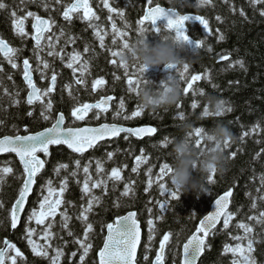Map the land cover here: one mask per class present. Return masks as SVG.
<instances>
[{"label": "trees", "instance_id": "16d2710c", "mask_svg": "<svg viewBox=\"0 0 264 264\" xmlns=\"http://www.w3.org/2000/svg\"><path fill=\"white\" fill-rule=\"evenodd\" d=\"M3 2L8 7L0 10V37L20 51L16 56V62L19 65L16 69L0 57V69H2L0 71V137L15 135L17 129L20 134H25L23 131L25 127H28L31 132L40 131L49 127L55 121L57 114L61 112L66 117L67 127L107 122L127 127L153 126L157 132L154 136L143 140L133 137L125 140L121 135L91 149L87 154L73 153L63 146L50 147L48 157H44L42 153L39 154L46 161L45 167L37 176L33 194L27 201L26 212L20 226L15 231L10 225L9 210L23 183V168L14 156L1 157L0 167H11L13 172L7 175L4 182L0 184V203L3 204L0 208V247L3 246L4 240L14 243L24 253V260L19 264H49L48 259L33 255L27 244L25 233L26 227L37 229V234L33 239L38 243H43L39 236L46 225L37 226L34 221L29 222L27 217L34 207L38 208L39 200L47 194L43 191L46 181L51 179L53 186L59 188L60 181L66 179L67 190L63 195L64 203L59 211L66 210L71 217L69 227L74 232V236H68L67 230L61 228L59 212L54 219L49 218L46 224H53L51 231L54 235L49 241L52 249L60 247L65 253L60 264H71V261L79 264L81 250L73 243V240L83 238L84 225L77 219V216L81 211V205L86 206L87 204L88 197L82 195L81 187L85 179L83 167L88 165V175L92 177V180H107V187L105 189L102 185L100 188L93 189V194L100 197L101 202L94 205L93 211L89 214V222L93 224V231L89 234L88 242L93 245V248L86 257L85 264H98L96 253L102 247L103 237L106 235V228L102 230V225L113 222L117 216L125 215L129 211L137 213V219L143 231L138 264H152L156 250L159 248V240L165 232L171 233V239L165 250V264H179L183 243L195 231L198 222L208 213L215 199L229 189L233 191L229 209L233 213V220L227 229H224L221 224L210 234L207 240L208 246L199 264H232L233 255L224 253L223 248L225 244L234 246L237 241L233 237L244 235L243 231L236 226L239 222L249 223L253 227V233L249 234L254 241L255 250L252 255L257 264H264V224L248 220L249 216H258L259 212L264 211V200L259 199L261 195H264V186L261 184V176H264V151H262L264 149V16L260 15V12L264 10V4L253 6L250 0H211L209 5L198 6L197 0H153L152 6L158 4L161 7L178 11L180 14L199 15L209 21L207 33L204 32L202 25L191 23L188 20L185 21V27L186 35L191 42L198 39L203 40L199 54L190 56L187 60L188 76L190 78L193 74L202 75L207 70L210 79L196 82L195 96L191 94L185 96L183 93L179 102L181 105L179 110L176 107L177 104L154 111L143 110L141 117L125 120L123 117L130 116L131 112L140 106V101L136 93L128 92L124 71L119 67V56L113 57L110 54V51H121L122 43L120 39H117L113 44L111 22L108 20L109 13L103 7L101 0H90V3L100 18L93 23L107 33L104 37L103 48L93 35V29L88 27L87 21L78 16H74L70 23L64 20L62 15L64 6L72 0H60L59 3L56 0H24L23 3L21 0H3ZM45 3L48 4L47 8L43 6ZM110 3L124 11L123 21L115 14H113V21L117 22L118 28L128 32L129 37L126 36L124 39L131 43L138 35L135 21L143 15L147 0H110ZM13 11L17 13V16H25L27 11H30L42 18H50L54 21L52 30L45 34L46 38L42 41V48L38 53L43 61L48 62L47 70L43 69L42 63L39 65L41 71L36 70L38 61L34 41L31 39L32 18L25 20V31L28 35L21 38L15 34L12 27L11 12ZM241 11L244 12L243 16L240 15ZM217 16L221 19L217 20ZM125 22L128 23V28L124 27ZM145 27L148 25L146 24ZM151 27L152 25L149 24L150 29ZM158 27L162 28L159 34L153 33L150 29L146 33L150 43H155L159 35L167 31L163 29L161 23ZM61 31L64 33L63 36L60 35ZM220 35H223V40L218 39ZM47 37H51L53 49L48 47ZM190 44H186L185 52H190ZM86 46L87 52L84 51ZM49 50L60 53V55L48 56ZM73 50L80 52L83 59L90 61L89 72L84 77L76 73L77 78L86 80L84 86L74 83L72 70L65 66ZM184 54L181 53V55ZM223 55H227L229 59L221 60L220 56ZM25 58L30 61L34 79L39 88L48 87L53 72L57 76L54 92L50 94V97H45V101L50 98L53 102V108L48 113L50 119L47 121L40 116L41 104L36 103L29 106L26 103L28 89L22 80V62ZM112 60H115L116 64L111 63ZM236 60H242L244 67L236 65L234 63ZM163 66L160 65L145 72V79L150 81L153 87L159 86L160 82L165 80L170 73H174V70L164 71ZM135 68L139 66L129 64L130 73ZM98 78H103L105 85L93 92L92 82ZM69 84L72 85L71 97L68 90H65V85ZM184 86L186 85L182 82V87ZM201 91L203 94H200ZM207 95L222 99L224 107L232 110L225 111L220 117L202 116L206 107L205 97ZM103 96H113L115 100L111 109L107 113H101L99 119L96 118L95 110L84 121H75L71 117L72 107L79 103L96 102ZM14 98L19 100L18 105L12 103ZM120 98L124 99L125 108L121 116L114 120L113 113ZM193 100L198 102L196 109L191 108ZM29 111L33 112L32 116L27 115ZM178 111L183 112L185 117H191L192 129L181 127L182 120L177 118ZM217 124L228 127L234 139L230 142L229 148L223 149L226 158L225 173L223 176L215 174V183L207 182L206 186L209 191L206 194L196 197L192 192L180 193L179 199H171L167 194L163 196L160 194L156 183L145 191L149 178L147 170L152 169L151 177L155 180L159 165L163 162L170 164L172 161L170 155L172 144L169 143L167 147L161 146V141L165 137L171 142L184 137L189 131L193 132L196 127L210 131ZM255 125H259V131L252 132ZM245 132L249 135L241 139ZM192 139L194 144L195 138ZM200 147H205L203 141ZM141 150H143V155L148 157L147 162L140 165L137 173H133L131 169L135 165L136 156L141 155ZM108 152L114 153L111 160L107 157ZM232 152H236L234 158L231 157ZM257 153L260 155L257 156ZM77 160L80 161L79 169L75 164ZM97 160L101 161L104 168V172L99 174L96 171ZM58 163L67 164L68 168L61 169L59 174H56L54 169ZM113 167L122 170V179L119 182L107 179ZM74 171L75 176L72 175ZM163 182L169 190L174 191L169 176L165 177ZM125 183L131 184L133 188L128 196L121 195ZM254 199L257 204L255 209L251 207ZM165 200H168L167 206L161 211L157 202ZM116 203L119 204L118 208L115 207ZM149 208L152 209L151 213L148 212ZM158 216H162L163 219L156 220ZM150 218L154 220L156 229L151 242L148 240L147 225ZM244 243L246 244L247 241L245 240ZM52 249H49V257L54 255ZM72 252H77V256L71 257ZM145 256H148V260L144 259Z\"/></svg>", "mask_w": 264, "mask_h": 264}, {"label": "snow or ice", "instance_id": "6c2138e0", "mask_svg": "<svg viewBox=\"0 0 264 264\" xmlns=\"http://www.w3.org/2000/svg\"><path fill=\"white\" fill-rule=\"evenodd\" d=\"M24 0H21L23 3ZM57 3L60 0H56ZM103 7L107 9L109 16L108 20L111 22V30L113 33V44L116 43L117 39H120L122 43V50L129 47V43L124 37L128 36L127 31H123L117 27L116 23L113 21V14L119 16L121 20H124L125 13L120 9V7L110 3V0H101ZM253 6L258 4H264V0H250ZM153 0H147V6L143 10V15L136 21L137 24V34L147 33L149 31V24L152 25L151 31L153 33L159 34L162 30L161 27L156 26V21L160 18H165L167 24L163 26V29L167 31H172L175 33L178 40H183L186 43H192L189 40L188 35L185 32V21L189 19H196L203 26L204 32L209 31V21L199 15H186L180 14L178 11L173 9H165L160 5L152 6ZM211 4V0H197L198 6H205ZM45 8L48 7V4L43 5ZM7 4L0 0V10L6 9ZM63 18L67 22H71L74 16H78L80 19L88 22V27L93 29V35L99 40L100 47H104V37L107 35L106 32H103L93 21H98L100 18L97 16L96 12L93 10L90 0H72L71 3L64 6L63 9ZM240 15L243 16L244 12L241 11ZM261 16H264V10L260 12ZM12 17V27L16 35L21 38L26 37L28 33L25 31V20L29 17L32 18L31 28L33 33L31 39L34 41V49L37 51L36 59L38 61L37 71H41L40 64L42 63L43 69L47 70L49 64L47 61H43L40 57L39 50L42 48V41L46 38L45 34L51 32L52 25L54 21L50 18L45 19L41 16L33 13L27 12L25 16H17L15 11L11 12ZM217 20L221 18L216 17ZM148 27H145V25ZM125 28H128V23L125 22ZM61 36L64 35L63 31L60 33ZM50 49L54 48V45L51 42V37H47ZM71 39V38H70ZM218 39L223 40V35H220ZM203 45V40L198 39L194 43V47L201 48ZM121 51H110L111 56L116 57L120 56ZM211 49H209L210 51ZM20 50L10 46V44L3 38H0V57L6 60L13 69L19 67L16 62L17 53ZM85 52L88 51L87 46L84 49ZM48 56L60 55L53 50L48 51ZM63 61V57L61 56ZM221 60H228L227 55L220 56ZM111 63L116 64L115 60H112ZM236 65H239L241 68L244 67L242 60H236L234 62ZM67 68L72 70L74 83L76 85L84 86L86 85V80L82 78H77L76 73H79L80 77H84L89 72L90 61L83 59L82 54L78 51L73 50L68 56V61L65 65ZM232 65H230L231 67ZM119 67L123 69L124 76L126 79V85L129 93H136L138 95L139 85L142 80H145V69L143 67L135 68L131 73L129 72V65L120 61ZM166 69H174V73L177 77L183 82L186 86L183 87V93L185 96L191 94L196 95V90L194 85L196 82L201 81L202 79H210L207 70L201 74H193L188 76L189 65H185L181 68L178 66L166 65ZM2 71V69H0ZM139 73V75H137ZM42 78H44L42 76ZM11 79V76H9ZM119 79V77H116ZM23 80L27 86L28 92L26 96V103L29 106L35 105L36 103L41 104L42 108L40 111V116L43 120L47 121L50 119L48 113L51 112L53 108V102L49 98L45 101V97H50V94L54 92L57 76L53 72L48 87L45 89L39 88L33 80V69L30 64L29 59L25 58L23 60ZM105 85V80L103 78H98L92 82V91L95 92L98 88H101ZM72 85H65V90H68L69 96H72L70 91ZM215 87V85H213ZM7 94V93H6ZM200 94H203L201 91ZM19 95L18 93L16 94ZM115 100L112 96H103L95 103H79L76 106L71 108L70 115L74 118L75 121H84L90 112H94L96 118L99 119L101 113H107ZM13 104H19L18 99H12ZM177 109L181 108L180 103L176 105ZM198 107V102L193 100L191 103V108L196 109ZM125 108V101L123 98L119 99V103L116 105V110L113 113V119L120 117ZM231 108H225L223 112L218 113L222 115L225 111L230 112ZM143 109L141 106H137L134 111L131 112V115H125L123 118L125 120H130L132 118L141 117ZM28 116H32L33 112L29 111ZM207 115V108L205 107L202 116ZM177 118L183 120L185 115L183 112H177ZM65 115L64 113L57 114L55 121L51 124L50 127H46L41 131L31 132L28 127L23 129L25 134H20L19 129H17L15 135H4L0 137V154L5 153H14L15 156L19 159L20 164L23 168V183L19 188L18 195L16 196L14 202L12 203L11 209L9 210L10 225L15 229L20 220L21 213L25 210L26 202L29 198V195L33 191V185L36 183V179L41 170L44 169L46 161L40 157L39 154H43L44 157L50 155V146H59L65 145L73 153L83 154L88 149H92L98 145V142L111 140L112 138H118L123 134V138L128 140L129 137L144 138L151 137L156 132L157 129L151 126L145 127H124L118 125L117 123H100L98 126H86V127H65ZM15 127V126H13ZM259 131V125H255L252 128V132ZM203 128L196 127L193 132L189 134L190 138H195L194 146L199 148L203 138H202ZM249 133L245 132L241 139L248 136ZM170 143L169 139L165 137L161 141L162 147H167ZM230 142H224V149L229 148ZM264 151V149H262ZM260 153H257L259 156ZM114 156L113 152H108L107 157L111 160ZM236 152L231 153V157H235ZM148 157L143 155V150H141V155L136 156L135 165L132 167L131 171L137 173L141 164L147 162ZM77 169L80 167V161H75ZM68 165L63 163H58L54 169L56 174H59L61 169H67ZM96 171L97 174L104 172L103 165L101 161H96ZM121 169L113 167L108 173V180L119 182L122 179ZM13 169L8 166L0 167V184L4 182V178L12 174ZM83 172L85 173V179L83 181L81 192L82 195L87 196V204L81 205V211L79 212L77 219L84 225L83 227V238H75L73 243L79 246L81 253L79 255V264H85L86 257L89 255V252L92 250L93 245L88 242L89 234L93 231V224L89 222V214L93 211V207L96 204L101 202V198L93 194V189L100 188L102 185L106 189L107 180H92V177L89 174V166L85 165L83 167ZM171 172L170 164L168 162H163L159 165V172L157 173L155 180L152 179L151 173L152 169L147 170L148 180L147 187L145 191H148L154 183L159 187V192L163 196L168 195L171 199H179L180 193L178 191L169 190L166 186V183L163 182L165 177H168ZM73 176L76 175L74 171ZM215 172H211L207 177V182L209 184L215 183ZM261 184L264 186V176H261ZM67 190V180H61L59 188L53 186L51 179L46 181L43 186V191H46V195H43L42 199L39 200L38 208L34 207L29 213L27 220L29 222L34 221L37 226L46 225L43 228L42 234H40L39 239L43 243H38L33 237L37 234V229L26 227L25 233L27 238V244L31 249L34 256L42 257L49 260V264H60L61 258L64 256V251L60 247L52 249V245L49 241L53 237L51 231L53 224L47 223L49 218H55L57 213L61 217V228L67 230L68 236H74V232L70 230L69 222L71 217L68 215L67 211H59L61 205L64 203L63 195ZM133 191L131 184L125 183L124 191L121 195L128 196ZM259 191V190H258ZM233 196L232 189L225 191L222 195L214 201V210L207 215H204L203 218L199 221V224L196 226L195 231L188 236L187 240L182 245V253L179 264H197L198 260L202 257V254L205 252L207 245V240L212 234L214 229H217L218 225H223L224 229H227L230 225V222L233 220V213L229 211L230 198ZM260 200H264V195L259 197ZM158 206L161 211H163L168 203V200L163 202L158 201ZM3 207V204L0 203V208ZM115 207H119V204L116 203ZM253 209L257 207L255 199L251 205ZM148 212L151 213L152 209L149 208ZM156 220L163 219L162 216L155 218ZM249 221L255 220L259 224H264V211L259 212L258 216H249ZM148 240L151 242L155 234V223L153 219H148ZM244 233L243 236L233 237L237 243L232 246L225 244L223 251L224 253H231L234 257L232 264H257L252 253L254 252V241L250 238L251 233H253V227L249 223L239 222L236 225ZM106 228L107 234L103 237V245L99 248L96 253L98 257V264H138L137 261V249L141 243V227L137 219V213L134 211L127 212L126 215L117 216L115 220L106 225H102V230ZM171 239V233L165 232L162 238L159 240V248L156 250L155 258L152 261V264H165V250L166 246L169 244ZM247 241L245 244L244 241ZM49 249H52L54 255L49 257ZM77 256V252H72L71 257ZM238 257V258H237ZM145 260H148V256L144 257ZM24 260V253L14 244L8 240L3 241V246L0 247V264H19L20 261ZM71 264H76L75 261H71Z\"/></svg>", "mask_w": 264, "mask_h": 264}, {"label": "clouds", "instance_id": "9594fccd", "mask_svg": "<svg viewBox=\"0 0 264 264\" xmlns=\"http://www.w3.org/2000/svg\"><path fill=\"white\" fill-rule=\"evenodd\" d=\"M186 44L185 41L178 40L172 31L162 32L155 43H150L147 35L140 33L129 43V47L122 51L119 59L128 65L143 67L145 72L160 65L183 67L190 56L199 54L200 49L192 47L190 52H185ZM182 95V82L175 73H170L157 87H153L150 81L142 80L138 89L140 106L147 111L172 107L181 101ZM205 104L207 115L204 117H220L218 113L225 109L224 101L213 95L205 97ZM181 127L192 129L191 117H185L181 121ZM190 133L191 131L184 137L170 142L172 161L169 180L174 191L181 194L192 192L199 197L209 191L206 185L211 172L214 171L220 176L225 173L224 142H231L234 135L225 125L217 124L210 131L203 129L205 147L197 148L189 136Z\"/></svg>", "mask_w": 264, "mask_h": 264}, {"label": "water", "instance_id": "95a60500", "mask_svg": "<svg viewBox=\"0 0 264 264\" xmlns=\"http://www.w3.org/2000/svg\"><path fill=\"white\" fill-rule=\"evenodd\" d=\"M165 9H167V8H165ZM175 11V10H174ZM188 21H190L191 23H194V24H199V25H201L200 23H199V21L198 20H196V19H189ZM158 22H161L163 25H166L167 24V20L165 19V18H160L159 20H157L156 21V26H157V23ZM184 28H185V32H186V27L184 26ZM194 43L195 42H192L191 43V45H190V48H192V47H194ZM164 70H169V69H166L165 68V66H164V68H163ZM65 126V125H64ZM83 127H86V126H83ZM142 127H145V126H142ZM151 127H153V126H151ZM156 134V133H155ZM154 134V135H155ZM121 135H123V134H121ZM153 135V136H154ZM152 137V136H151ZM134 138H136V137H134ZM144 138H149V137H144ZM144 138H139V140H142V139H144ZM115 138H112L111 140H106V141H101V142H98V145L99 144H101V143H104V142H108V141H112V140H114ZM136 139H138V138H136ZM54 147H59V146H55V145H53ZM64 147H66L67 148V146H65V145H63ZM96 147V146H95ZM68 149V148H67ZM70 150V149H69ZM90 149H88L85 153H87L88 151H89ZM5 154H9V153H5ZM5 154H0V156H2V155H5ZM11 154H13V155H15L14 153H11ZM42 171V170H41ZM36 184V183H35ZM35 184L33 185V189H34V187H35ZM33 192V191H32ZM32 195V193L29 195V197ZM28 201V200H27ZM27 203L28 202H26V205H25V210H26V206H27ZM230 205H231V198H230V204H229V209H230ZM25 210H24V212H22L20 215H21V220H20V222H19V224H18V226L15 228V229H13V231H15V230H17L18 229V227L20 226V224H21V221H22V219H23V216H24V213H25ZM214 210V202L212 203V205H211V208H210V211L208 212V213H210V212H212ZM139 222V221H138ZM222 223V222H221ZM140 224V223H139ZM199 224V223H198ZM221 224H219L218 225V227L220 226ZM140 227H141V225H140ZM217 227V228H218ZM215 230V229H214ZM213 230V231H214ZM106 234H107V232H106ZM141 241H142V230H141ZM140 245H141V243H140ZM140 245L138 246V249H137V259H138V253H139V249H140ZM203 255H204V253L202 254V257H203ZM202 257L198 260V262H197V264H199L200 263V260L202 259ZM98 259V258H97Z\"/></svg>", "mask_w": 264, "mask_h": 264}, {"label": "bare ground", "instance_id": "6f19581e", "mask_svg": "<svg viewBox=\"0 0 264 264\" xmlns=\"http://www.w3.org/2000/svg\"><path fill=\"white\" fill-rule=\"evenodd\" d=\"M22 6H23V5H22ZM20 8H21V7H20ZM27 12H28V11H27ZM77 18H78V17H77ZM119 20H120V19H119ZM136 21H137V20H136ZM136 21H135V22H136ZM116 23H117V22H116ZM103 24H104V23H103ZM79 25H80V24H79ZM129 31H130V30H129ZM225 35H226V34H225ZM128 37H129V36H128ZM129 42H130V41H129ZM11 133H12V132H11ZM29 261H30V260H29ZM45 261H46V260H45Z\"/></svg>", "mask_w": 264, "mask_h": 264}]
</instances>
